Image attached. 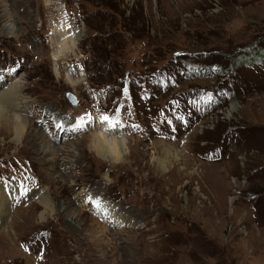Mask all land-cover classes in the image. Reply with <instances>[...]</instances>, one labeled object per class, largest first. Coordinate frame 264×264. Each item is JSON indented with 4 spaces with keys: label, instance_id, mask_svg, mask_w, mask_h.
Returning <instances> with one entry per match:
<instances>
[{
    "label": "rangeland",
    "instance_id": "374dc122",
    "mask_svg": "<svg viewBox=\"0 0 264 264\" xmlns=\"http://www.w3.org/2000/svg\"><path fill=\"white\" fill-rule=\"evenodd\" d=\"M63 24L80 39L55 61ZM255 42L264 0H0V76L19 79L44 135L15 143L0 126V264H264V64L188 68ZM104 114L123 131L116 164L89 147L91 119L112 140ZM30 190L48 196L44 218Z\"/></svg>",
    "mask_w": 264,
    "mask_h": 264
},
{
    "label": "bare ground",
    "instance_id": "6f19581e",
    "mask_svg": "<svg viewBox=\"0 0 264 264\" xmlns=\"http://www.w3.org/2000/svg\"><path fill=\"white\" fill-rule=\"evenodd\" d=\"M5 15H7V14L4 11L3 16H5ZM55 25H52V27H54ZM12 27H10V30H12ZM52 31L55 34L52 33L51 39L53 38L55 44H59V47L54 44V47L52 48V50L55 49V47L58 48L52 54L53 55L52 59H54L55 61L59 60L60 58H62V55L69 54V53H71V51H74L73 49H77L76 43L80 39L78 36L77 28H74L72 25L63 24L62 26L54 27V29ZM71 45H73V46H71ZM7 80H9V81L4 82L0 76V126H3L4 130L6 132L8 131L9 133H12L11 135H13V141L15 143H17V142H19V140H21L22 136L24 135L23 132L26 133L25 135L32 136L33 137L32 140L34 142L35 141L38 142L39 137H41L43 134L41 135L39 133L40 135L37 136V138H35V135H32L33 134L32 128L30 127L29 123H27L28 118L24 117V115H23L24 112H26L27 109H29V100L24 95L23 85L21 84L19 79H16L15 81L14 80L10 81V79H7ZM73 83L76 84L77 80H74ZM51 113H52L51 109H48L45 113H43L44 119L48 120L49 119L48 117L51 115ZM56 121L61 122L63 129L66 126L71 125V124H69L70 122L65 119V117H61L59 119H56ZM56 121H55V123H56ZM90 123H91L90 126H92V128L90 129L91 130L90 131L91 132V143H89V145L91 144L89 146L90 149L93 150L96 153V155H98L99 157L111 162L112 164H116V163L121 162V160L123 159V156L126 152L125 151L126 148H125V142H124L125 140L121 134L123 131H122L120 124L117 121V119L113 118L112 120H109L106 129L104 127L102 129L105 132H108L110 134L114 133V135L112 136V140H110L111 142L109 140H107V138L104 136V134L100 131L101 128H98L97 131L95 130L97 128L96 126L99 123L98 121H96V120L92 121V119H91ZM112 124H117L118 126L117 127H110V125H112ZM28 128H29V133L27 132ZM30 133H32V134H30ZM25 137H27V136H25ZM41 141L44 142L43 140H41ZM44 146L45 145H43V149L41 150V154H40L41 156H46L49 153L56 156L59 153V151L62 153V150L53 149L50 151V150L46 149ZM165 149H166V147H165ZM165 153L171 155L172 158L176 161L180 160L179 158H180L181 154L178 150H175L172 152H171V150L170 151L165 150ZM153 159L157 161V165H159L158 167H160V169L162 171L166 170V168H167L165 166L166 158H164L163 160H160L159 158H156L153 156ZM16 188H17V186H14V191H16L15 190ZM22 191H23V189L21 190V192ZM11 192H13V190H11ZM24 194L28 195V196H30V195L34 196V199H37V201L42 204L43 210L41 211V213L39 215L40 218H44L45 212H52V210H53L52 204H51L48 196H46V194L44 193L43 190L39 191L38 193H33L32 190H30ZM11 198H12L11 196L8 198L7 195H5L3 193V189L0 190V223L3 219V216L6 214V205H8ZM113 213L114 212H112V211L108 212L109 215H113ZM115 213H117V212H115Z\"/></svg>",
    "mask_w": 264,
    "mask_h": 264
},
{
    "label": "trees",
    "instance_id": "16d2710c",
    "mask_svg": "<svg viewBox=\"0 0 264 264\" xmlns=\"http://www.w3.org/2000/svg\"><path fill=\"white\" fill-rule=\"evenodd\" d=\"M264 64V45L260 42L247 45L242 51L232 58L226 65L217 67L216 65L204 64L189 66V69H194L196 73L202 76H212L216 72L228 74L240 67L253 68Z\"/></svg>",
    "mask_w": 264,
    "mask_h": 264
},
{
    "label": "snow or ice",
    "instance_id": "6c2138e0",
    "mask_svg": "<svg viewBox=\"0 0 264 264\" xmlns=\"http://www.w3.org/2000/svg\"><path fill=\"white\" fill-rule=\"evenodd\" d=\"M124 91L125 92H127V88H125L124 89ZM120 109L119 108H117V109H115V111H119ZM99 119L101 120V121H109V116L107 115V114H104V115H101L100 117H99ZM84 120V117H78L77 118V123H76V125H74V127H80L81 126V122ZM118 125L117 124H112V125H110V127H117ZM57 127H62V124H58L57 125ZM89 199H91V197H89Z\"/></svg>",
    "mask_w": 264,
    "mask_h": 264
},
{
    "label": "water",
    "instance_id": "95a60500",
    "mask_svg": "<svg viewBox=\"0 0 264 264\" xmlns=\"http://www.w3.org/2000/svg\"><path fill=\"white\" fill-rule=\"evenodd\" d=\"M65 96L70 101L71 104H75L76 100L72 93L66 92Z\"/></svg>",
    "mask_w": 264,
    "mask_h": 264
}]
</instances>
